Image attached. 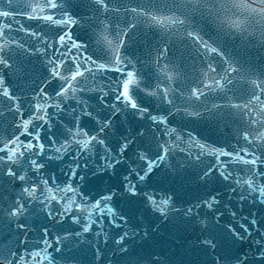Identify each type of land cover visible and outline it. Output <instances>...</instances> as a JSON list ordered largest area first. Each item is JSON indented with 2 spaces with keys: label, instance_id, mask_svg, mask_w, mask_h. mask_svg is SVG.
Instances as JSON below:
<instances>
[{
  "label": "snow or ice",
  "instance_id": "snow-or-ice-1",
  "mask_svg": "<svg viewBox=\"0 0 264 264\" xmlns=\"http://www.w3.org/2000/svg\"><path fill=\"white\" fill-rule=\"evenodd\" d=\"M0 3L7 5L0 8V124L10 121L11 129L10 134L0 135V178L11 177L10 184L19 182V191L14 198L0 195V220L6 219L16 230L23 231L28 226L20 222L21 218L26 216L32 204H39L47 218L57 222L69 218L72 223L79 224L82 231L69 234L78 238L92 232L93 225L100 226L106 218L109 228L122 229L113 240L117 246L115 251L127 254L130 264H140L144 257H138L134 249L130 252L131 245L126 241H131V244H136L137 240L145 241L158 230V226L133 224L129 215L115 211L110 203L114 197L140 196L144 207L154 214L158 213L164 220L169 218L170 211H181L182 216L187 218L184 221L186 227L199 228L197 241L211 264H264V217H257V212L264 213V74L254 77L246 72L240 61L227 56L219 43L220 35H224L249 43L255 41L256 45L264 48V0H182L181 3L176 0H82L86 16L70 12L68 0H27L22 8L14 7L13 0H0ZM129 4L133 6L128 7ZM121 12L125 18L123 27L113 23L112 14H117L118 21ZM129 14L131 21L127 20ZM197 16L206 25L215 28L217 39L213 40L211 36L205 38L206 34L193 26L192 21ZM20 17L37 23L25 24ZM85 20L93 31L97 47L104 52L103 57L86 55V45L78 43L71 34L72 28ZM138 26L147 27L163 41L164 46L157 44L156 55L151 57L156 66L155 85L145 83V76L120 54L124 37ZM14 33H23L44 47H29ZM178 34L182 35L184 43L191 40L206 61L204 79L193 82L191 88L182 84L181 66L175 62L174 56L169 59L168 55V38ZM50 35L51 40L48 38ZM49 50L51 56L48 55ZM21 53L48 57L44 61L46 76L30 96L18 93L4 75L6 69L9 74L18 77L28 75L23 61L17 62ZM209 56L212 59H208ZM217 57L224 65L219 71L213 63ZM107 71H116L120 75L110 78L108 90L100 89L102 94L96 97L101 110L109 113L101 120L88 110L90 105L83 94L95 91L91 82L95 81L97 73ZM53 82H56L54 88L46 91ZM238 84L244 85L247 93V99L242 104L232 102L227 96V91ZM141 92L188 116L204 115L199 108L187 111L188 107H195L193 102H199L201 107L214 115L238 116L244 121L243 129L238 131L244 145L228 151L200 143L191 134L187 141L179 134L172 135L176 130L168 127L167 116L152 115L142 103ZM211 93L222 94L219 98L226 103L208 105L205 100ZM110 94L112 99H106ZM202 97L205 99L202 100ZM70 100L76 101L78 107L71 108L75 113L74 124L68 129L64 142L60 143L49 135L52 120L57 113L65 111V105ZM24 103H27V116ZM50 108L55 111L49 112ZM233 109L235 112L225 111ZM121 113L164 125L161 135L171 138L161 140L153 135L154 148L150 146L135 152V159L126 157L128 148L144 132L132 134L129 129L128 134L121 133L115 149L110 147L106 143V130L113 128L115 117ZM81 117L92 118L98 127L91 131L82 128ZM155 132H160V129ZM97 146L102 152V162L90 167V157ZM194 147L199 149L195 155L192 152ZM49 152L55 154L49 155ZM177 153L184 154L187 161L200 160L205 154L215 155V167L206 168L198 175V180L204 184L213 179L227 182V190L236 194L237 203L222 205L217 192L187 208L177 209L171 195L161 196L154 183V173L159 175L157 170L162 167L172 168L175 172L169 161ZM65 156L74 162L65 166L66 180L58 183L54 175L41 174L49 161H60ZM224 157L227 159H222ZM233 164L242 166L239 168L241 175H236L235 169L230 167ZM122 168L125 172L117 185L120 191L109 187L105 194L89 203L80 190L81 183L104 173L118 176ZM214 171L216 177L212 175ZM170 176L172 173H165L162 179L166 181ZM228 199L231 200L232 196ZM248 204L254 205L256 211ZM201 208L207 209L203 215ZM94 235H103L102 243L107 242V233L103 229ZM47 236L45 230L41 238L45 247L29 251L27 256L0 247V264H52L48 249L55 244V251H61L63 241L69 237L66 235L53 241ZM232 249H235V254ZM101 252L98 244L95 249L98 259ZM148 264H161L160 256L151 255Z\"/></svg>",
  "mask_w": 264,
  "mask_h": 264
},
{
  "label": "water",
  "instance_id": "water-1",
  "mask_svg": "<svg viewBox=\"0 0 264 264\" xmlns=\"http://www.w3.org/2000/svg\"><path fill=\"white\" fill-rule=\"evenodd\" d=\"M26 2L27 0H13V6L22 8ZM176 2L181 3L182 0H176ZM131 6L133 5H128V7ZM6 7V4L0 3V8ZM67 8L70 12L78 16L87 15L82 0H68ZM112 15L113 23H117L123 27L125 24L124 13L121 12L118 14L120 16L118 21L116 20L117 14L114 13ZM20 19L25 24L37 23L36 21L24 20L23 17H20ZM131 19L132 16L129 14L127 20L131 21ZM192 24L200 29L203 34H206L205 38L211 36L213 40L217 39L218 34L215 28L206 25L205 21L199 16L194 17ZM56 31L60 30L57 29ZM133 32L135 35H133ZM71 34L78 43L86 45V55L104 56V52L100 51L96 45L93 31L87 20L82 21L79 26L73 27ZM14 35L17 39L27 42L29 47L33 45L44 47V45L30 40L23 33H14ZM48 38L51 40L52 36L50 35ZM124 41V47L120 52L121 56L130 60L135 70L145 76V83L155 85L157 83L155 79L156 66L153 64L151 57L156 55L157 44L164 46L161 37L145 26H138L128 32V35L124 37ZM219 43L227 56H231L234 61H240L246 72L253 74L254 77H259L264 74V48L256 45L255 41L249 43L247 41H241L239 38L220 35ZM168 47L169 59H172L174 56L175 62L181 66L182 84L191 88L194 86L193 82L204 79L203 69L206 67V61L204 57L199 55L196 46L192 44L191 40L184 43L181 34L170 36L168 38ZM48 55L51 56V50H49ZM47 58L39 54H19L17 56V62L23 61V64L27 67L28 75L18 77L17 75L9 74V70L6 69L4 72L6 81L18 93L30 96L32 91L39 86L46 76L44 61ZM208 59H212V57L209 56ZM213 63H216L218 71L221 66H224L219 63L218 57L213 60ZM119 75L120 73L116 71L97 73L95 81L91 82V87L95 91L83 94L84 99L90 105L88 110L93 111L98 119L103 120L109 113L107 110H101V106L98 104L96 97L102 94L100 89L108 90L110 78L119 77ZM233 76H235V73ZM55 83L50 84L46 91H51ZM229 87L231 88V86ZM140 95L143 105L149 108L150 113L157 116H167L168 127L176 130L172 135L179 134L185 141H187L188 135L191 134L200 143H204L212 148H220L228 151L237 149L245 143L238 136V131L244 127V121L238 116L208 113L200 106L199 102H193L195 107H188L187 111H195L199 108L204 115L200 117L188 116L185 112H175L172 106L164 104L154 97L144 95L143 92ZM220 95L222 94H209L205 103L208 105H211L213 102L226 103L225 100L219 98ZM227 96L232 102L242 104L247 99L245 86L238 84L231 91H227ZM106 99L111 100L112 95L110 94ZM204 99L202 97V100ZM23 106L26 109L25 116H27V103H24ZM72 107H78L74 100H70L65 105L64 112L57 113L53 117L52 129L49 135H52V138L60 143H63L65 136L68 135V129L73 127L75 113H72ZM169 109H171V114L169 113ZM53 111L55 110L52 108L49 109V112ZM225 111L235 112L234 109ZM9 123L10 121H5L0 124V135L10 134L11 129L9 128ZM80 126L90 131L98 127L96 121L90 117H81ZM164 128V125L152 124L147 119L140 120L129 113H121L115 117L113 128L106 130V143L115 149L120 142L121 133L128 134L129 129H131L132 134L136 131H143L144 135L136 137L135 143L128 148L126 154V157L135 159V152L148 149L150 146L154 148L155 141L153 140V135H156L161 140L171 138L170 136L161 135ZM156 129H160V132H155ZM45 144L47 146L48 142L45 141ZM197 151H199L198 148H192L193 155ZM48 154L54 155L55 153L49 152ZM101 154L100 147L97 146L94 154L90 157V167L102 162L100 160ZM222 159H227V157ZM71 163L74 162L68 156H65L60 161H49L47 167L42 170L41 174L46 176L54 175L58 183H62L67 179L64 175V172L67 171L65 166ZM169 163L173 165L176 171L173 172L172 168L162 167L158 169L157 172H159V175L154 173V183L158 186V191L161 196L165 194L172 196L173 203L177 209L187 208L197 203V201L217 192L220 193L219 198L222 205L237 203L236 194L230 193L227 190V182H223L220 179H213L207 184H204L198 180V175L206 168L215 167V155L209 156L205 154L201 156L200 160L193 159L192 161H187L184 154L177 153ZM230 167L235 169L236 175H241L239 168L242 166L233 164ZM124 172L125 169L122 168L118 176L104 173L102 176L91 177L90 181L81 183L80 190L88 198V202L91 203L93 198H98L100 195L105 194L109 187L120 191L117 185L120 183V177ZM165 173H172V176L166 181L162 179ZM212 175L216 177L217 173L214 171ZM9 181H11V177L5 176L0 178V195L11 199L19 191V182L17 184H10ZM230 195L232 196L231 200L228 199ZM110 203L115 211L129 215L132 218L131 222L133 224L140 223L142 227L158 226V230L152 232L145 241L137 240L136 244H131V241H126V243L131 245L130 252L134 249L138 257H144L140 261V264H148V257L151 255L160 256L161 264H211V261L198 244L197 237L200 236L199 228L193 229L186 227L184 221L187 218L182 216L181 211H170L168 214L169 218L164 220L158 213L154 214L151 210L146 209L144 207V200L140 196L125 195L114 197ZM245 203L247 204L248 202L245 201ZM53 206L56 207L55 204ZM248 207L256 211L254 205L248 204ZM41 208L42 205L39 204H32L29 207L28 213L20 221L28 226L23 231L16 230L15 226L9 224L6 219L0 220V247L4 250L12 249L20 255L27 256V252L37 251L45 247L41 242V238L44 237V232L47 230L48 236L46 238L52 239L53 241L57 238H63L66 235L69 237L63 241L61 251H55V244H53V248L48 249V254L52 258V264H130L128 255L115 251L117 246L113 244L116 233L122 231V229L109 228L106 218L100 226L93 225L92 232L82 234L77 238L69 234L81 232L82 229L79 224L72 223L69 218H64L61 222L49 219L40 210ZM200 212L203 215L207 212V209L201 208ZM74 214L81 215L80 213ZM257 217H264V213L257 212ZM93 218L95 219V217ZM82 222L86 221L82 220ZM101 229H103L104 233H107L106 243H102L104 240L103 235L100 237L94 235L95 232ZM98 244L102 249L99 259L95 255V249ZM231 251L235 254V249Z\"/></svg>",
  "mask_w": 264,
  "mask_h": 264
}]
</instances>
